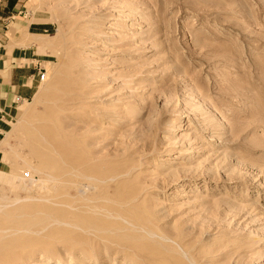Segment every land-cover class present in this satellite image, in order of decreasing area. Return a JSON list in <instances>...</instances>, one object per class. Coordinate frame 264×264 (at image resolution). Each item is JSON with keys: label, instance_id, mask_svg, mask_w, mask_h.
Returning a JSON list of instances; mask_svg holds the SVG:
<instances>
[{"label": "rangeland", "instance_id": "374dc122", "mask_svg": "<svg viewBox=\"0 0 264 264\" xmlns=\"http://www.w3.org/2000/svg\"><path fill=\"white\" fill-rule=\"evenodd\" d=\"M30 11L46 75L0 138V264H264V0Z\"/></svg>", "mask_w": 264, "mask_h": 264}, {"label": "crops", "instance_id": "0c3cea01", "mask_svg": "<svg viewBox=\"0 0 264 264\" xmlns=\"http://www.w3.org/2000/svg\"><path fill=\"white\" fill-rule=\"evenodd\" d=\"M34 0H0V138L46 75L44 51L48 31L30 11Z\"/></svg>", "mask_w": 264, "mask_h": 264}, {"label": "bare ground", "instance_id": "6f19581e", "mask_svg": "<svg viewBox=\"0 0 264 264\" xmlns=\"http://www.w3.org/2000/svg\"><path fill=\"white\" fill-rule=\"evenodd\" d=\"M34 151V150H33ZM33 155L35 156V155H37V152H36V150L33 152ZM29 164V163H28ZM37 167V166H36ZM49 176V175H48ZM110 213V212H109ZM119 218V217H118Z\"/></svg>", "mask_w": 264, "mask_h": 264}]
</instances>
